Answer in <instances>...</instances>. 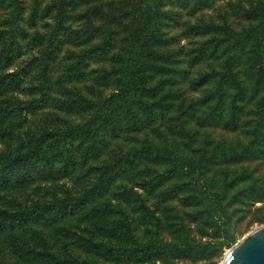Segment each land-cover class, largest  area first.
<instances>
[{"label": "rangeland", "instance_id": "obj_1", "mask_svg": "<svg viewBox=\"0 0 264 264\" xmlns=\"http://www.w3.org/2000/svg\"><path fill=\"white\" fill-rule=\"evenodd\" d=\"M144 1L88 0L80 2L71 16L62 18L61 0H0V34L6 42L10 40L11 35L15 36L19 45V51L14 46L6 59L1 50L2 39H0V77L19 71L28 61L41 57L53 33H57V38L63 40L58 44L55 59L47 62L50 67L52 88L48 101H45L40 109L33 113L17 110L22 102L38 96L32 91V88L39 84L37 75L41 68L37 64L31 67L18 89L0 93V154L13 158L26 153L29 148L37 144L47 151L46 155L52 164L51 172H35L33 179L24 185H7L5 188H0V209L11 212L22 211L29 209L34 203L44 204L68 195L79 196L84 189L89 188L99 174L96 168L77 167L75 171L67 174L62 172L59 176L55 174L59 166L57 163L59 160L55 159V154L58 152L56 146L65 147L68 139L61 135L66 131L77 127L92 130L96 125L95 120L100 117L120 120L122 131L109 139L107 151L101 154L94 166L109 164L114 153L134 155L148 149L150 154L149 159L137 168L115 170L109 187V190L114 192L125 190L134 193L137 202L127 205L122 200L116 201L112 195H107L105 199L96 198L94 203H91V206H99L103 202H110L114 208L121 207L130 220L129 231L124 232L123 228L124 233L116 237L103 234V229L112 228L122 222L121 217L108 214L95 218L88 217L84 219L85 221L81 219L82 215L77 214L65 219L59 218L53 227L33 226L30 230L20 226L6 227L5 231L0 230V264H26L21 260L19 253L14 252V244L19 240L34 245L33 232L43 235L55 256L66 260L79 259L89 264H222L227 251L239 240L264 226V203L252 204L249 211L241 215L234 212L233 207H226L229 215L232 216L225 232H216L215 227H208L207 223L205 224V219L194 221L191 217L195 211L205 208L208 203L204 202L201 206L188 204L184 198L193 193L189 188H184L173 196L164 195L165 191L186 180L188 176L185 171L190 164L204 165L202 184L217 195L227 191L224 185L232 177L241 175L244 178L229 190L227 197L221 203L222 206L227 205L228 198L247 188L254 180L264 181V159L261 160L252 154V147L256 144L254 130L259 126L258 100L264 90L259 85V92L253 94L256 78L250 75L247 68L249 63H256L255 42L259 38L264 39V0H217L192 16H189L185 9L180 13L182 22L196 24L203 21L215 26L216 30L208 35L188 37L184 35V26L181 24L173 28L163 26L165 36L161 38L158 35L151 36L156 22L153 15L148 17L146 13H136L140 10L138 4H141V10L146 8L142 3ZM98 2L103 5L99 6ZM240 8L254 13L253 17L243 19L237 14ZM71 10L69 9V13ZM118 15L122 18L121 22L117 19ZM87 16L91 22L87 21ZM138 29L150 38L153 62L165 67L169 64L161 60L166 59L167 56L175 58L174 53H176L178 58L185 61L182 68H188L187 53L194 50L202 41L212 39L214 42L219 41L222 50L226 46L230 47L232 42L236 44L242 42L237 45L244 48L235 55L236 70L247 89L248 99L245 100L246 103L237 117L236 128L200 126L201 118L209 110V104H203L200 99L211 87L206 85L198 91H192L189 85L197 72H207L212 68L219 69L218 64L224 59V52L218 58L204 61L192 69L188 68L189 79L180 85L184 92L183 108H189V113L181 117L186 121V133H174L160 120L147 123L138 132L129 131L124 127V122L131 119V113L136 111L141 117H144V114L137 106L129 109V99L118 100L113 97L121 86L112 83L103 84L98 78L108 73L112 67L120 66L122 62L127 63L122 65V69L131 65L133 56L131 52L135 54L140 49L135 36ZM68 30L78 31L81 41H73L74 36L70 33L68 35ZM246 33L249 34L248 38ZM38 35L43 36L41 41L43 43L36 40ZM172 37L173 42H164V38ZM109 42L114 44L112 53H109L104 60L95 61L93 58L96 57L94 53L96 46ZM89 52L93 53L92 56ZM71 53L78 55L83 53L90 58L87 59L85 77L81 80L68 78L64 82L53 83L71 63L69 59ZM110 54H122V62L119 64L110 62L107 59ZM262 55L264 57V49ZM165 75L170 76L171 72ZM155 76L160 77V75ZM68 90H77L91 100L94 103L92 109L71 112L63 110L58 100L63 99ZM147 101L149 104L152 103L149 99ZM178 113H181V110ZM177 116V113H172L171 124H178L174 121V117ZM158 156L159 159L155 160L154 158ZM85 170L91 174H83L82 171ZM168 172L170 174L167 175ZM155 175L167 176L162 177L160 183H155L152 190L146 191L143 187L144 180ZM134 204H140L142 208L135 209ZM89 207L88 205L87 208ZM143 209L148 210L155 219L158 218L159 222L142 218ZM226 233L236 240L230 248H225L223 245ZM77 236L123 246L128 245L130 237L139 243L161 242L175 246L173 251H177L176 246H181L182 242L189 246L191 243L193 247L186 253L185 250L175 253L171 250L164 255L147 259L144 263L134 261L118 263L102 260L81 250L76 245Z\"/></svg>", "mask_w": 264, "mask_h": 264}, {"label": "trees", "instance_id": "obj_2", "mask_svg": "<svg viewBox=\"0 0 264 264\" xmlns=\"http://www.w3.org/2000/svg\"><path fill=\"white\" fill-rule=\"evenodd\" d=\"M88 1V0H85ZM82 0H61V17L68 18L79 6ZM99 1V0H95ZM217 0H145L144 5L146 8L141 10V4H138L136 13H146L148 17H154L156 22L151 33V36L164 37L163 26L173 28L177 25L184 26V35L190 36H203L208 35L212 31L216 30L215 26L208 25L203 21L193 24L190 22H182V15L180 14L185 9L189 16L194 15L203 8H208L212 3ZM87 3V2H86ZM99 6L103 5L98 2ZM100 8V7H99ZM69 9H72L69 13ZM237 14L243 19L252 18L254 13L240 8L237 10ZM90 16V15H89ZM87 16V21H89ZM114 21L115 19L112 18ZM121 22L120 15L117 17ZM166 23H165V22ZM160 24V25H159ZM139 30V31H138ZM136 32L137 43L140 47L131 59V65L125 69H122L123 63L121 61V55L110 54L107 58L110 62L115 64H122L118 67H112L111 70L100 75L99 82L112 83L116 86H121L117 90V93L113 96L118 100L129 99V109L137 106L138 109L144 114V117L138 116V113H131V119L124 122V127L132 132L140 131L147 123L157 122L160 120L164 122L165 126L174 133L185 132L186 121L181 117L184 114H188L189 108H183L184 92L181 90L180 85L189 79L190 71L193 67L199 66L204 61L218 58L223 55L224 59L218 64L219 69H213L207 72H197L196 76L190 81V88L192 91H198L200 88L208 85L210 90L200 99L203 104H209V110L206 115L200 120V126L202 127H226L234 129L237 126V117L242 110L245 100L248 99L247 89L244 86L243 81L239 78V73L236 70V53L241 51V48L237 46L242 42L236 44L232 42L230 47L221 49V42H214L212 40L202 41L194 50H191L186 55V64L188 66L182 68V64L185 62L178 58V54H175V58L167 56L166 59L161 62L168 63L169 66H160L155 64L151 58L150 38L144 35L141 29ZM165 30V29H164ZM69 33L74 36L73 41L80 42V34L76 30H68ZM148 34V33H146ZM247 34V33H246ZM249 37L247 34L246 38ZM1 50L4 53V58H8L13 50V47L19 51V45L15 40V36L11 35L10 40L7 42L0 34ZM36 40L39 43H43V36L38 35ZM63 41V40H62ZM57 38V33H53L48 42L46 43L45 50L42 52V56L33 58L28 61L23 68L19 71L4 74L0 77V93L7 90L18 89L23 81V78L29 73L31 67L35 64L39 65L41 70L38 72L37 78L39 84L32 86V91L38 96L31 98L28 101L22 102L17 108L18 112L33 113L42 107L45 101H48L49 92L52 88V79L49 75V64L55 59V52L58 49V44L62 42ZM173 42V37L165 39L164 42ZM114 44L100 43L96 46L94 53L96 57L95 61L104 60L105 57L112 53ZM264 49V39L259 38L255 42L254 57L256 63H249L247 68L250 75L256 78L253 94L256 95L259 92V85L264 90V57L262 50ZM243 50V49H242ZM128 53V52H127ZM70 54V53H69ZM92 52L89 55L92 56ZM71 63L65 68V72H61L53 83H61L68 78H74L81 80L85 77V68L87 67V59H90L86 54H74L71 53ZM171 72V75H165ZM66 73V74H65ZM155 75H160L156 78ZM165 75V76H161ZM72 80V79H69ZM98 82V83H99ZM115 86V87H116ZM67 95L63 99L58 100L60 106L66 111H83L90 110L94 106V103L79 93L77 90H68ZM147 99L151 100L149 104ZM258 114H259V126L255 128L256 144L252 147V154L259 159H264V93L258 100ZM187 109V110H186ZM181 113H178L180 112ZM16 111V110H14ZM172 113H177L178 116L174 117V121L178 124H171L170 118ZM129 117V118H130ZM190 118V116H189ZM96 125L92 130L82 129L81 127L68 130L61 135V137L67 138V144L65 147L56 146L58 152L55 154V159L59 160L58 168L55 170V174L59 176L62 173H69L75 171L77 167L81 168H96L98 173L97 178L93 184L84 189L79 196L68 195L65 198L54 199L48 203L40 204L34 203L29 209L22 211L11 212L4 209H0V230L5 231L6 227L13 228L14 226H20L21 228L30 230L33 226H46L53 227L56 221L65 219L69 216L82 215L81 219L95 218L108 214L109 216H118L122 218V222L114 227L103 229V234H109V237H116L122 235L131 229L130 220L125 211L121 207L114 208L110 202H103L102 205L91 206L94 200L97 198L105 199L107 195H112L114 200L121 201L127 205H133L137 202L134 193H128L125 190L111 191L109 190L113 173L115 170L122 168H137L138 165H143L146 159H149V150L140 151L139 154L125 155L114 153L112 160L109 164L93 165L100 158L101 154L107 151L109 145V139L115 137L122 131L121 122L118 119H112L110 117H100L95 120ZM152 153V151L150 150ZM47 151L41 149L37 144L33 145L27 150L26 153L16 155L13 158H8L0 154V188H5L7 185L21 186L33 179L35 172L47 173L51 172V160L46 155ZM212 157V156H211ZM159 159L158 157L154 158ZM160 161L161 158H160ZM198 167V168H197ZM53 169V168H52ZM202 169V170H201ZM204 165L190 164L185 171L188 176L186 180L178 183L165 191V196H173L177 192H181L184 188H189L193 193L186 196L184 199L188 204L194 206H201L204 202L208 204L205 208L195 211L191 216L194 221L199 219H205V224L208 227H215V231L226 230L227 223L232 214L229 215L226 207H233V211L243 214L249 211L250 206L254 203H264V181L254 180L249 183L247 188H244L228 198L227 205L222 206L221 203L227 197L230 189L238 183V181L244 179L241 175H236L227 182L224 186L227 191H224L221 195H217L214 192L209 191L208 187L203 186V174ZM173 172V170L171 171ZM85 175H90L89 171H82ZM125 173V171H122ZM170 172L167 173V175ZM167 175H155L152 178H147L143 182V187L146 191L152 190L155 183H160L162 177ZM128 194V195H127ZM126 199V200H125ZM88 205L90 206L89 208ZM239 206V207H238ZM135 209L142 208L140 204H134ZM141 212L142 218L148 219L147 221L159 222V219H155L154 215L150 214L148 210L143 209ZM140 212V211H139ZM146 215V216H145ZM141 219V218H140ZM264 223V222H263ZM5 224V225H4ZM2 225V226H1ZM4 225V226H3ZM182 227V226H181ZM124 228V232L122 231ZM113 232V233H110ZM35 235L34 245L29 244L27 241L19 240L14 244V252L19 253L21 260L26 264H89L79 259L66 260L55 256L50 246L47 244L43 235L37 232H33ZM75 234H73L74 236ZM225 248H230L235 242L233 236L227 233L224 236ZM76 245L90 255H94L102 260L113 262H142L147 259L158 257L166 254L172 250L175 252H183L191 250L193 247L190 243H183L181 246H176L177 251H173L175 246H168L165 244H158L157 242L151 243H139L132 238H128V245H114L113 243H104L102 241H95L94 238H87L77 236Z\"/></svg>", "mask_w": 264, "mask_h": 264}, {"label": "water", "instance_id": "obj_3", "mask_svg": "<svg viewBox=\"0 0 264 264\" xmlns=\"http://www.w3.org/2000/svg\"><path fill=\"white\" fill-rule=\"evenodd\" d=\"M222 264H264V226L239 240L227 251Z\"/></svg>", "mask_w": 264, "mask_h": 264}]
</instances>
